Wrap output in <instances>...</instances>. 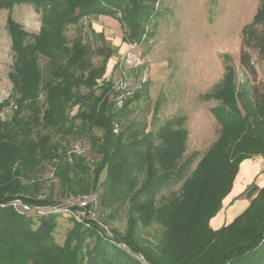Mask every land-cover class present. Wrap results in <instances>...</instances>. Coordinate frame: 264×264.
<instances>
[{
    "label": "trees",
    "instance_id": "trees-1",
    "mask_svg": "<svg viewBox=\"0 0 264 264\" xmlns=\"http://www.w3.org/2000/svg\"><path fill=\"white\" fill-rule=\"evenodd\" d=\"M158 2L159 0H0V8L10 10L7 28L15 55V69L10 73L14 91L21 96L20 105L28 100V106L34 108H37L39 94L45 92V102L48 104L46 121L50 122L56 116L53 122L57 125H64L68 120L64 112L68 104L75 100V103L80 104L76 119L82 120L83 125L79 131L85 133L92 127L103 130V140L97 147L102 159L96 167L93 189L85 181V174L73 179L64 175L63 180L69 194H89L90 189L98 191L99 178L106 171L100 207L109 209L134 200L136 193L141 195L151 186L156 185L157 191L159 187L184 181L180 195H175L163 207L155 210L150 202L141 204L138 208L135 206L145 224L156 220L168 230L159 251H139L135 247L134 250L142 254L150 264H264V187L260 189L252 185L247 189L250 196L255 192L257 195L251 198L249 206L232 223L219 230L210 226L211 219L221 211L223 200L232 190L241 163L259 156L264 159V85L252 87V93L249 94L251 102L245 105L246 100L234 88L232 75L228 73L223 82V90L214 96L219 105L212 109L221 125V132L188 177L185 175L186 169L192 165L197 154L182 162L189 136L184 127L185 116L167 121L159 130L161 145L154 149L151 134L141 138L129 129L128 133L123 131L122 135L116 136L114 125L123 122L127 109L110 114L102 97L78 93L81 86L91 90L96 85V80L103 76L104 67H95L93 57L99 55L107 62L112 57L113 50L107 46L97 47L95 50L79 40L69 48L63 35L64 27L78 23L84 17H114L128 27L131 40L140 43L145 35L150 34L145 27L154 18ZM43 3L47 6H43ZM23 4L33 5L41 15V29L32 37L31 42H28L30 33L12 16L14 7ZM118 13H121L122 19L117 17ZM253 53L264 61V0H260L253 22L241 32L240 63L255 78L257 69ZM41 57L48 58L53 69L45 79L39 67L38 60ZM225 88L231 89L233 99L223 98L227 91ZM236 96L240 98L241 108ZM203 98L210 101L212 97L207 95ZM3 125L0 119V133L4 132ZM19 125L16 122L9 135L16 133ZM47 144L48 142L42 144L43 149ZM28 148L35 152L39 146L32 143ZM57 150V147H51L47 156H42L48 160L53 159ZM36 154L37 152L33 158L37 163ZM66 170L67 173L70 171ZM143 170L147 173L148 182L138 190L137 178ZM159 170H164L166 174L158 175ZM59 178L62 180V177ZM0 185H3L0 186V264H139L113 244L95 237L96 231L85 229L76 223H73L75 228L71 240L65 246L56 244L53 232L59 216L35 218L19 213L9 204L17 198L40 205L58 201H53L52 198L40 201L19 197L18 192L13 190V180L8 179ZM95 191L92 193H98ZM36 224L34 229L33 225ZM89 235L98 240L94 254L83 252V244ZM73 240L75 245L71 243Z\"/></svg>",
    "mask_w": 264,
    "mask_h": 264
},
{
    "label": "rangeland",
    "instance_id": "rangeland-1",
    "mask_svg": "<svg viewBox=\"0 0 264 264\" xmlns=\"http://www.w3.org/2000/svg\"><path fill=\"white\" fill-rule=\"evenodd\" d=\"M259 4L260 0H159L154 18L145 27L150 34L145 35L140 43L133 42L128 27L114 17L90 16L68 24L63 31L67 47L72 48L79 40L95 50L103 46L113 50L107 62L99 55L93 57L95 67H104L103 76L96 80L91 90L81 86L78 93L102 97L110 114L127 109L123 122L114 125L116 136L122 135L123 131L128 133L129 129L141 138L151 134L154 149L161 145L159 130L167 121L185 116L184 127L189 136L182 162L197 154L186 169L188 177L221 132V125L212 109L219 105L214 96L223 90L228 73L232 75L234 88L246 100L245 105L251 102L249 94L252 87L264 85V61L259 60L256 53H253L257 69L255 78L240 63L241 32L253 22ZM43 6L47 4L43 3ZM9 11L0 8V119L4 124L3 137L0 133V141L3 142L0 145V183L13 180V190L26 199L62 201L80 197L82 193L69 194L63 176L73 179L85 174V181L93 189L96 167L102 159L97 147L103 140V130L92 127L85 133L79 131L83 125L82 120L76 119L80 104L75 100L64 112L68 118L64 125L53 122L56 116L50 122L46 121L48 104L45 92L39 94L37 108L28 106V100L20 105L21 96L14 91L10 79V73L15 69V55L7 28ZM12 16L30 33L28 42H31L42 26L41 15L36 8L28 4L16 5ZM117 17L123 18L121 13ZM38 61L45 79L53 69L48 58L41 57ZM225 89L223 98L233 99L231 89ZM207 95L212 97L210 101L204 100ZM236 99L241 108L240 98L236 96ZM16 122L20 123L18 130L9 135ZM47 142L43 149L42 144ZM32 143L39 146L35 150L37 163L33 158L35 152L28 148ZM51 147L58 150L56 157L48 160L42 154L47 156ZM256 159L251 158V161ZM261 164L260 169L264 173V160ZM246 166L247 163L243 164L234 193L242 189L240 184ZM66 169L70 171L67 173ZM164 174V170H159L158 175ZM106 176V171H103L97 184L98 191L90 189L89 192H98L100 198ZM146 179L147 173L143 170L137 178L138 190L148 182ZM183 182L159 187L157 191L156 185L151 186L141 195L135 192L134 200L125 204L109 209L101 206L100 219L108 228L109 238L115 241L114 247L139 264H150L134 250L135 247L139 251H159L168 230L156 220L145 224L135 206L138 208L150 202L155 210L159 209L175 195H180ZM256 195L257 192L252 196L246 192L241 199L250 202ZM37 224L33 225L34 229ZM74 228L72 220L60 216L53 232L55 243L65 246L71 240ZM95 237L89 235L84 242L85 254H94L98 244ZM71 243L75 245L76 242L73 240Z\"/></svg>",
    "mask_w": 264,
    "mask_h": 264
},
{
    "label": "built area",
    "instance_id": "built-area-1",
    "mask_svg": "<svg viewBox=\"0 0 264 264\" xmlns=\"http://www.w3.org/2000/svg\"><path fill=\"white\" fill-rule=\"evenodd\" d=\"M9 205L19 213L35 218L57 215L72 220L73 223L85 229L96 231L98 237L115 245V241L109 238L108 228L100 219V198L98 193L85 194L46 205L31 204L17 198ZM5 206L1 205V207Z\"/></svg>",
    "mask_w": 264,
    "mask_h": 264
},
{
    "label": "crops",
    "instance_id": "crops-1",
    "mask_svg": "<svg viewBox=\"0 0 264 264\" xmlns=\"http://www.w3.org/2000/svg\"><path fill=\"white\" fill-rule=\"evenodd\" d=\"M262 160L264 159L259 156L254 161L248 159L241 163L232 190L223 200L221 211L210 221V226L212 229L219 230L222 227L229 225L249 206L250 202H248L246 199H241V197L250 186L256 185L260 189L264 187V173H262L260 169V167H262ZM245 163H247V166L242 175L240 184L242 186V189L239 192L234 193L237 180L242 174L243 164Z\"/></svg>",
    "mask_w": 264,
    "mask_h": 264
}]
</instances>
